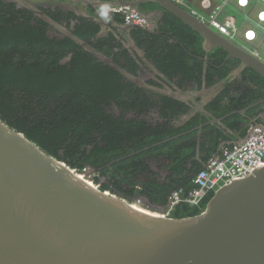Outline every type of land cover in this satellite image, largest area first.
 I'll use <instances>...</instances> for the list:
<instances>
[{"label": "trees", "instance_id": "16d2710c", "mask_svg": "<svg viewBox=\"0 0 264 264\" xmlns=\"http://www.w3.org/2000/svg\"><path fill=\"white\" fill-rule=\"evenodd\" d=\"M165 19L167 27L161 32L133 28L130 33L154 54L157 67L168 78L162 82L169 88L201 90L204 83L211 87L224 81L223 89L205 106L207 112L225 116L222 123H210L206 111L193 109L200 98L198 103L186 102L163 93L164 85L155 80L150 83L160 90L148 91L42 17L0 0L1 119L70 167L95 169L94 181L103 190L130 200L142 196L166 209L173 191L187 193L195 187L193 177L221 142L246 135L249 116L260 107L247 110L246 115L229 112L264 97V78L247 68L246 83L232 89L239 60L225 61L227 52L221 48L206 52L198 32L172 14ZM81 20L74 34L127 67L120 61L121 56H129L122 42L115 43L112 34L96 37L100 25ZM172 34L184 46L170 42ZM70 53V59L62 62ZM204 54L211 62L207 67L198 57ZM127 69L135 73L136 68ZM192 112L191 118L177 123ZM212 195L198 206L178 203L171 217L200 214Z\"/></svg>", "mask_w": 264, "mask_h": 264}, {"label": "water", "instance_id": "95a60500", "mask_svg": "<svg viewBox=\"0 0 264 264\" xmlns=\"http://www.w3.org/2000/svg\"><path fill=\"white\" fill-rule=\"evenodd\" d=\"M119 3L159 5L198 32L206 52L221 48L264 78L263 61L172 0ZM163 210L103 190L0 117V264H264V165L219 187L200 214Z\"/></svg>", "mask_w": 264, "mask_h": 264}, {"label": "built area", "instance_id": "2783aa9c", "mask_svg": "<svg viewBox=\"0 0 264 264\" xmlns=\"http://www.w3.org/2000/svg\"><path fill=\"white\" fill-rule=\"evenodd\" d=\"M172 1L186 8L191 14L228 39L239 42L249 53L264 62V0H244L243 3L241 0H235V5L241 9L242 16L248 17L241 24L237 14L226 13L223 9L224 5H229L230 0H219L221 3L218 4L214 0H199L201 5L198 7L191 3L194 0ZM104 9L111 13L121 14L126 25L149 26V18L131 4L108 3L104 5ZM221 13L224 18L220 17ZM263 165L264 129L251 123L243 140L225 146L220 155L211 158L195 174L193 189L187 193L183 189L171 193L166 209L160 215L171 216V211L180 202L198 206L208 194L213 193L219 187L245 178ZM79 173L87 179L93 178L91 171L86 167Z\"/></svg>", "mask_w": 264, "mask_h": 264}, {"label": "flooded vegetation", "instance_id": "af4514ba", "mask_svg": "<svg viewBox=\"0 0 264 264\" xmlns=\"http://www.w3.org/2000/svg\"><path fill=\"white\" fill-rule=\"evenodd\" d=\"M4 1L5 3H14L15 8H27L28 10H30L32 13L36 14L37 16L42 17L45 21L49 22L53 27H55L56 29H58L59 31L62 32L63 34H68L71 38H73L80 46L84 47L86 49V51H90L92 52L100 61H103L104 63L108 64L109 66L113 67L114 69L118 70L121 72V74H123V76L130 82H134L135 84L139 85L140 87L145 88L146 90H160L159 88L153 86L150 81L151 80H155L158 83H162L165 87V89H162L161 91L163 93L166 94H170L174 97H177L179 99H183L186 102L192 101L194 103H198L197 100L200 98V103H198V106H196L195 108H193L194 110H198L201 109L203 111H208L206 110L205 106L206 104L211 101L216 94L223 89V86L225 84L224 81L220 80L217 84L211 86L213 87L212 89L209 88L207 89L206 84L204 83L203 87L201 90H195V89H180L177 88V90H173V88H169L167 86V84L163 83L162 80L166 81V77L163 75V73L160 71V69L157 67V62L156 59L154 57L153 53L147 52L145 48L141 47V45L138 43V41L131 35L130 31L133 28H139V29H143L148 31V28L153 29L155 32H151V33H158L161 32L160 29H164L167 27L166 23V15L164 14V11L162 10V8H160V6H157L155 4L156 8L155 11L156 13L160 14L158 15V17L160 18L159 20H157L154 24L152 23V21L149 19V26L147 27H137V26H131V25H126L123 22V17L121 14H116V13H111L108 12L104 9V6L100 7V6H96L94 4H86L84 1H79V0H1ZM91 2V1H90ZM92 3V2H91ZM111 4H120L119 2L115 3V2H111ZM149 4V3H140L138 6H133L135 7L137 10L139 9V11H141V13L144 12L145 9V5ZM94 6V7H93ZM99 7L97 9L101 10L103 9L105 12V16L107 18H109V20H111L112 22H114L113 26H116L117 29H115L114 27L111 28L113 30L104 32L102 31L103 26L101 25V21L91 18L90 14H88L89 12V7L95 8ZM96 11V9L94 10ZM103 12V13H104ZM163 12V14H162ZM67 13L71 15V17H67ZM81 18L87 19L88 21H93L97 24L100 25L99 28V32L97 33L96 37H106L109 34L114 35V37L116 38V40L114 41L115 43L118 42H122L123 47L126 48L129 52V56H121L120 61L121 62H125V64H127V67L129 69H133L134 67L135 69V73H130V71L127 69V67H122L119 63H117L112 57L108 56L107 54H105L103 51L96 49L95 46H92L90 41L85 40L79 36H77L76 34H74V31L76 29H79L78 24L81 23ZM122 19V20H121ZM95 20H97L98 22H96ZM78 25V28H77ZM119 26H129L128 28H126L127 30L122 31L121 29H119ZM164 27V28H162ZM170 33V32H169ZM171 36V35H170ZM76 39H75V38ZM172 38L170 39V42L174 41L175 43H179L181 46H184L183 43L178 39V36H176L175 34H172L171 36ZM80 41L85 42L86 44L81 43ZM184 49H186L187 51H189L186 47H183ZM116 51H118V48H115ZM189 53L191 54V52L189 51ZM71 57V53L65 57L63 59L62 62H66L70 59ZM199 59L202 60L204 62V66L207 67L208 65L211 64L210 60H209V56L208 54H204L203 55H198ZM203 57H207V60H204ZM234 58V57H231ZM127 59H131L127 60ZM230 58H225V61L229 60ZM237 59V58H236ZM239 60V59H238ZM249 67L247 66H243L239 60V63L237 65V67L235 68L234 72H233V78L235 79L232 82L231 88L236 90V87L239 85H242L244 83H246L245 81H243V71L245 69H247ZM251 69V68H249ZM252 70V69H251ZM256 72V71H255ZM257 73V72H256ZM247 82H251L250 79H248ZM176 87V85H174ZM207 90H204V89ZM215 93V94H214ZM201 95V96H199ZM260 99H264V97L260 98ZM260 99H257L253 102H251L250 104L252 105L255 102H258ZM263 102H259L256 105H252L251 107L246 108V106L242 109H236V110H232L229 112V114L232 113H242L244 115H246V111L254 108V107H260L258 108L255 113L254 116H249V119L251 121V123H255L258 122L257 119L260 118L261 122L264 124V105ZM248 104V105H250ZM247 105V106H248ZM261 105V106H258ZM243 109L244 112H241ZM195 114V112H194ZM193 115V112L183 116L180 120L177 121L178 124H181L183 122V120L185 118H191ZM248 122H244L242 125H247ZM250 124V123H248ZM249 129V128H248ZM248 132V130H247ZM247 134V133H246ZM231 145V144H230ZM86 168H88L89 171H91V174L93 176H95V172L92 167L90 166H85ZM84 167V168H85ZM104 180V178H102V181ZM144 202L147 205H153L154 207L158 208V206L154 205V203L150 202L148 198H144Z\"/></svg>", "mask_w": 264, "mask_h": 264}, {"label": "crops", "instance_id": "0c3cea01", "mask_svg": "<svg viewBox=\"0 0 264 264\" xmlns=\"http://www.w3.org/2000/svg\"><path fill=\"white\" fill-rule=\"evenodd\" d=\"M79 1H84V0H79ZM92 3H91V2ZM105 1H109V2H115V3H117V2H119V0H85L84 2L88 5V4H94V3H96L95 5L96 6H100V7H102L103 5H104V3H105ZM127 1H130V2H134V1H137V0H127ZM192 1V0H191ZM214 2H217V4L218 3H221V1H219V0H214ZM194 6H200L201 5V3H200V1L199 0H194V1H192L191 2ZM254 4V3H253ZM95 6V8H92V7H89V13L88 14H90V17L91 18H94V19H97V20H99V21H101V25L103 26V31L104 32H107V31H110V30H113V29H111V28H115V29H117V27L116 26H113V24H114V22H112L111 20H109V18H107L106 16H105V12H104V10L103 9H101V10H99V9H97V8H99V7H96ZM157 6H159V5H157ZM253 6V5H252ZM94 7V6H93ZM155 8H156V6L155 5H152V4H146L145 5V9H144V12H143V14L144 15H146L151 21H152V23L154 24L157 20H159L160 18L158 17V15H160V14H158V13H156V11H155ZM161 8V7H160ZM201 7H199V9H200ZM96 9V11H94ZM223 9H224V11L226 12V13H230V14H237V16H238V20L240 21V24H241V22H245L246 20H247V16H242V13H240V11H241V9H239V8H237L236 7V5H235V0H230L229 1V5L228 6H226V5H224L223 6ZM139 10V9H138ZM162 10L164 11V14L165 15H167V14H172V13H170L169 11H167V10H165V9H163L162 8ZM104 12V13H103ZM248 13H249V11H247ZM162 14H163V12H162ZM173 15V14H172ZM252 15V14H251ZM174 16V15H173ZM175 18H177L176 16H174ZM220 17L221 18H224V15L221 13V15H220ZM166 18V17H165ZM178 19V18H177ZM207 89H209V88H213V87H206ZM204 89V90H207V89ZM215 94V93H214ZM199 96H201V95H199ZM203 111V110H202ZM213 116H215V117H217L215 114H213V113H211ZM209 116H210V120H209V122L210 123H214V122H218L219 124L220 123H222V121H223V119L221 120V121H211V119H212V116L210 115V114H208ZM224 127H225V129L227 130V131H229L230 133H232V130H231V128H229L228 126H225V125H223ZM246 136V135H245ZM245 136H241V135H239V134H237V136H235L234 138H231V139H228V140H224L223 142H221L220 143V146L223 144V145H230V144H232V143H234V142H238V141H241V140H243V138L245 137ZM230 141H233V142H230ZM217 152H219V149H218V151ZM216 152V153H217ZM215 153V154H216ZM214 154V155H215ZM213 155V156H214Z\"/></svg>", "mask_w": 264, "mask_h": 264}, {"label": "bare ground", "instance_id": "6f19581e", "mask_svg": "<svg viewBox=\"0 0 264 264\" xmlns=\"http://www.w3.org/2000/svg\"><path fill=\"white\" fill-rule=\"evenodd\" d=\"M182 7V6H181ZM182 8H184V7H182ZM185 10H187L186 8H184ZM188 11V10H187ZM93 179H94V176H93ZM132 206L136 209V210H139V211H141V212H144V213H147V214H152V215H156V213L155 212H147L146 211V209H143L142 210V207H141V204H139V203H134V204H132Z\"/></svg>", "mask_w": 264, "mask_h": 264}, {"label": "clouds", "instance_id": "9594fccd", "mask_svg": "<svg viewBox=\"0 0 264 264\" xmlns=\"http://www.w3.org/2000/svg\"><path fill=\"white\" fill-rule=\"evenodd\" d=\"M190 12V11H189ZM193 15V14H192ZM195 16V15H194ZM197 17V16H196ZM198 18V17H197ZM209 25V24H208ZM210 26V25H209ZM215 30V29H214ZM216 31V30H215ZM217 32V31H216ZM219 33V32H218ZM220 34V33H219ZM222 35V34H221ZM222 36H224V35H222ZM225 37V36H224ZM227 38V37H226ZM228 39V38H227ZM228 40H230V39H228ZM230 41H232V42H234V43H236V44H238V45H240L243 49H245L239 42H237V41H234V40H230ZM246 50V49H245ZM247 51V50H246ZM248 52V51H247ZM249 53V52H248ZM251 54V53H250ZM252 55V54H251ZM253 56V55H252ZM225 147V146H224ZM223 147V148H224ZM222 151V150H221ZM220 151V152H221Z\"/></svg>", "mask_w": 264, "mask_h": 264}, {"label": "rangeland", "instance_id": "374dc122", "mask_svg": "<svg viewBox=\"0 0 264 264\" xmlns=\"http://www.w3.org/2000/svg\"><path fill=\"white\" fill-rule=\"evenodd\" d=\"M88 180H90V181L94 182L95 184L99 185L98 183H96L94 181V179L92 177L88 178ZM141 207H142V210H143V208H146L147 209V207H145L144 205H141ZM147 211H149V210L147 209ZM149 212H151V211H149Z\"/></svg>", "mask_w": 264, "mask_h": 264}, {"label": "snow or ice", "instance_id": "6c2138e0", "mask_svg": "<svg viewBox=\"0 0 264 264\" xmlns=\"http://www.w3.org/2000/svg\"><path fill=\"white\" fill-rule=\"evenodd\" d=\"M241 2L243 3V2H244V0H241Z\"/></svg>", "mask_w": 264, "mask_h": 264}]
</instances>
